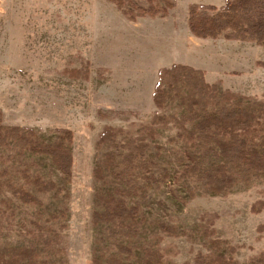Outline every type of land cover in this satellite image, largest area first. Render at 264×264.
<instances>
[{
	"label": "rangeland",
	"instance_id": "1",
	"mask_svg": "<svg viewBox=\"0 0 264 264\" xmlns=\"http://www.w3.org/2000/svg\"><path fill=\"white\" fill-rule=\"evenodd\" d=\"M129 1L119 9L111 0H0L3 126L33 130L48 144L59 131L73 138L69 185L49 158L0 148V172L41 200L24 205L0 195V252L37 247L50 264H92L94 257L142 264L146 250L157 252L159 264H195L200 254L264 264V178L220 196L184 178L188 147L170 141L184 110L177 102L160 110L153 101L160 71L173 65L202 71L208 84L245 104L264 101V46L191 34L190 5L221 8L226 0H171L173 7L156 16L142 13L147 0ZM106 128L121 132L115 146H98ZM140 143L149 145L143 161L156 163L148 174L136 169L124 187L147 189L144 198L127 200L141 207L140 232L133 240L111 239L93 214L102 211L97 196L116 183L111 172L97 181L94 170L110 152L122 169L119 153ZM26 170L32 184L22 178ZM151 175V182L144 178ZM36 179L55 183V191L39 193Z\"/></svg>",
	"mask_w": 264,
	"mask_h": 264
},
{
	"label": "trees",
	"instance_id": "2",
	"mask_svg": "<svg viewBox=\"0 0 264 264\" xmlns=\"http://www.w3.org/2000/svg\"><path fill=\"white\" fill-rule=\"evenodd\" d=\"M119 9H124L129 0H111ZM150 9L143 14L156 16L173 7L171 0H147ZM130 2V1H129ZM163 4V5H162ZM127 15L128 13L125 12ZM188 26L191 34L199 39L224 38L228 41L255 43L264 46V0H226L221 8L193 4L189 6ZM153 101L163 110L168 102H177L184 110L180 120H176L179 132L171 142H183L188 147L189 165L182 176L202 184L212 195L228 193L239 184H249L253 179L264 178V101L245 104L238 96L221 92L216 85L208 84L205 74L183 65H173L159 73ZM159 119L152 121L153 125ZM150 137H155L153 129H144ZM53 144L43 142L38 134L30 129L5 127L0 113V148L13 146L19 153L49 158L56 170L62 175V182L69 185L72 179L73 157L71 153L72 133L59 131ZM121 132L106 128L100 136L98 146H115ZM132 143V141H130ZM131 146V145H129ZM124 148V147H123ZM123 155L121 169L117 155L107 153L100 166L94 170L97 181H105L106 173L114 177L113 192L99 194L97 200L102 211L93 214L95 226L109 227V238L126 237L136 239L141 227V207L131 206L127 200L137 196L145 197L146 188L129 187L135 170L142 169L145 174L156 167L153 160H144L148 144L127 147ZM125 148V149H126ZM140 162V165L138 164ZM29 171L21 172L26 184H32ZM8 172H0V195L12 194L24 205L41 206L39 197L18 187L8 179ZM152 181L153 176L144 177ZM34 185L39 193H52L56 184L36 179ZM62 190V189H60ZM58 192H61V191ZM162 228L173 234V230ZM131 254L130 249L120 248ZM37 247L19 248L0 252V264H50L41 261ZM263 259H260V262ZM156 251L146 250L142 264H159ZM108 264H124L117 258H110ZM92 264H104L101 257H94ZM195 264H233L219 255H199Z\"/></svg>",
	"mask_w": 264,
	"mask_h": 264
}]
</instances>
